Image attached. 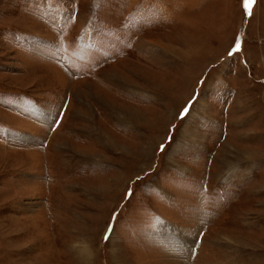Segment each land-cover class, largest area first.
<instances>
[{"label":"rangeland","instance_id":"374dc122","mask_svg":"<svg viewBox=\"0 0 264 264\" xmlns=\"http://www.w3.org/2000/svg\"><path fill=\"white\" fill-rule=\"evenodd\" d=\"M0 264H264V0H0Z\"/></svg>","mask_w":264,"mask_h":264},{"label":"snow or ice","instance_id":"6c2138e0","mask_svg":"<svg viewBox=\"0 0 264 264\" xmlns=\"http://www.w3.org/2000/svg\"><path fill=\"white\" fill-rule=\"evenodd\" d=\"M252 3V0H245V6L247 7L249 4Z\"/></svg>","mask_w":264,"mask_h":264},{"label":"bare ground","instance_id":"6f19581e","mask_svg":"<svg viewBox=\"0 0 264 264\" xmlns=\"http://www.w3.org/2000/svg\"><path fill=\"white\" fill-rule=\"evenodd\" d=\"M84 251H87V250H84Z\"/></svg>","mask_w":264,"mask_h":264}]
</instances>
